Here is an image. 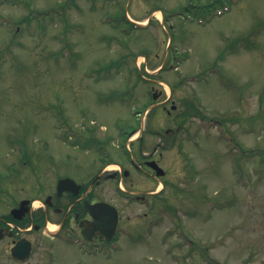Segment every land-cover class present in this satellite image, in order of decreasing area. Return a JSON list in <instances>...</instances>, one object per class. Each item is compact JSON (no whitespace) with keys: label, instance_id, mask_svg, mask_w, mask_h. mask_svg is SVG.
<instances>
[{"label":"rangeland","instance_id":"1","mask_svg":"<svg viewBox=\"0 0 264 264\" xmlns=\"http://www.w3.org/2000/svg\"><path fill=\"white\" fill-rule=\"evenodd\" d=\"M219 3L0 0L3 190L34 194L60 173L88 184L105 154L70 141L94 129L120 161V131L140 120L126 146L133 157L159 158L167 182L152 197L154 213L172 215L142 224L123 264H264V0H232L223 14L198 9ZM155 101L175 109L133 114ZM9 166L15 174L6 180ZM116 183L100 188L125 210L126 225V215L146 208L126 209ZM7 198L2 192L0 212Z\"/></svg>","mask_w":264,"mask_h":264},{"label":"flooded vegetation","instance_id":"2","mask_svg":"<svg viewBox=\"0 0 264 264\" xmlns=\"http://www.w3.org/2000/svg\"><path fill=\"white\" fill-rule=\"evenodd\" d=\"M160 107L167 114L173 109L164 104ZM152 155L139 150L128 162L125 159L116 162L115 171H108L109 163L113 162L105 160L88 184L60 185L61 178H72L60 173L55 174L53 184L37 183L38 192L34 194L14 195L0 185V196L3 192L8 197L3 201L8 206L7 212H0V264H123V250L129 241L131 244L139 241L142 224L149 229L163 220L156 217V206L151 203L152 197L165 189L164 175L156 176L150 163L160 164L159 158ZM11 175L14 173L7 174L5 179L10 180ZM103 179L117 182L114 192L126 209L135 205L146 208L131 219L136 220L135 226L128 215L125 217L128 223H123L125 210L120 205L103 198L106 192L105 187L100 188ZM96 203L116 207L115 227L112 221L115 211L111 208L95 209L93 216L90 205Z\"/></svg>","mask_w":264,"mask_h":264},{"label":"trees","instance_id":"3","mask_svg":"<svg viewBox=\"0 0 264 264\" xmlns=\"http://www.w3.org/2000/svg\"><path fill=\"white\" fill-rule=\"evenodd\" d=\"M220 1V3H219V5L220 4H222V3H224V2H229L230 0H219ZM198 9H200V10H203V9H205V11L208 13L209 11H211L210 9V5H208V4H205V5H203L202 7H199ZM188 114H190L189 112H188ZM121 133L125 136V139H126V135L128 134V132L126 131V130H124V131H122L121 130ZM124 139V140H125ZM76 141V143L78 144V145H82V146H88V147H92L93 146V144H94V137L93 136H90V137H88V138H86V143H81L79 140H75ZM122 150L124 151V153H128L127 151H126V149H125V147H124V145H123V148H122Z\"/></svg>","mask_w":264,"mask_h":264},{"label":"water","instance_id":"4","mask_svg":"<svg viewBox=\"0 0 264 264\" xmlns=\"http://www.w3.org/2000/svg\"><path fill=\"white\" fill-rule=\"evenodd\" d=\"M154 165H155V168H156V171L155 172H157V174H163V170L161 168H158V166L156 164H154ZM65 183H74V181H72L69 178H64V179H62V180L59 181V184H65ZM100 206L101 205H93V206H91L93 216H95V209H99ZM113 222H115V221H113Z\"/></svg>","mask_w":264,"mask_h":264},{"label":"bare ground","instance_id":"5","mask_svg":"<svg viewBox=\"0 0 264 264\" xmlns=\"http://www.w3.org/2000/svg\"><path fill=\"white\" fill-rule=\"evenodd\" d=\"M156 13H157V16H159V18H161L162 15H161L160 11H157Z\"/></svg>","mask_w":264,"mask_h":264}]
</instances>
